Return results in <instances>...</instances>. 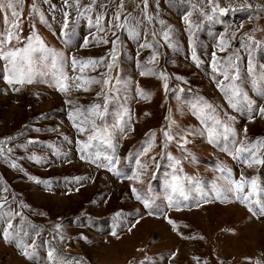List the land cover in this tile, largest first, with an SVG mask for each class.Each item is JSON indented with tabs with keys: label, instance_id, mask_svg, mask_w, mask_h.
I'll return each instance as SVG.
<instances>
[{
	"label": "rangeland",
	"instance_id": "rangeland-1",
	"mask_svg": "<svg viewBox=\"0 0 264 264\" xmlns=\"http://www.w3.org/2000/svg\"><path fill=\"white\" fill-rule=\"evenodd\" d=\"M16 10L18 21L0 10V39L19 25V39L0 51L29 37L38 51L33 82L23 85L4 79L10 65L0 59V264H264V163L248 167V153H236L264 141V0H79V11L74 0H21ZM41 42L62 55L55 69ZM213 54L218 68L229 59L238 66L235 108L218 86L232 82L213 70ZM73 57L103 62L81 73ZM93 104L104 115L90 118L108 129L111 146L93 141L82 159L78 141L88 133L69 113ZM254 151L264 160V144ZM109 156L118 161L112 171ZM218 165L232 179L256 178L253 203L223 191L227 171ZM173 175L187 200L170 187Z\"/></svg>",
	"mask_w": 264,
	"mask_h": 264
},
{
	"label": "snow or ice",
	"instance_id": "snow-or-ice-1",
	"mask_svg": "<svg viewBox=\"0 0 264 264\" xmlns=\"http://www.w3.org/2000/svg\"><path fill=\"white\" fill-rule=\"evenodd\" d=\"M21 2V0H0V10H3L5 8L11 10V16L13 18L14 21H18L20 18V13L16 10L17 5ZM47 2V0H46ZM93 3H95V0H92ZM69 0H65V5L68 6ZM74 3L77 5V10L79 11V0H74ZM145 3V7H147V0H144ZM35 7V6H34ZM89 6V10H90ZM120 7H123V4L121 3ZM215 10V9H214ZM221 13H223L225 11V9H220ZM67 16L68 14L65 13V20L66 23L64 25L65 28H67ZM119 15L117 14L116 19L119 20ZM41 20H43V17L41 16ZM100 22V18H97V23L99 24ZM162 23V22H161ZM19 25L16 22H13L10 27L9 30L7 32V35L5 37H3V39H0V45H7L10 44L11 41L15 38V39H19V36L16 35L12 29L17 28ZM118 27L120 25H117ZM165 38H167V33L164 34ZM29 44L23 48H16L13 50H9V51H0V59H4L5 61H7V63L10 65V67L5 69L6 75L4 77V79L9 83H17V84H25V83H32L33 82V76L36 74L35 73V62L33 60L32 54L36 51H38V49L34 48L32 46V40L33 37H29ZM39 37L35 36V40L39 41ZM105 43H107V41H104ZM113 45H115V42L113 41ZM146 45H142V47H144ZM42 51H46L49 52L52 56V67L55 69L57 66V58L59 59H63L62 55L59 53H56L54 50H50V49H44L43 44L41 42L40 44V49ZM223 50V49H221ZM112 57L113 60L115 59V52L113 51L112 53ZM46 58V57H45ZM153 59H155V57H153ZM236 59H239V56L236 57ZM213 63H212V68L214 71H218V70H222L221 74L224 77L225 81H231L232 83H228L226 86L224 84L223 81L220 82V84L218 85L220 87L221 92H223L225 94V98L229 100V103L232 107H236V103L235 100L237 97L241 96V91L240 88L237 86V84H235V81H238L240 79L239 77V69L238 66L235 65L231 59H229L226 63L224 64H220L219 68H218V64H217V58L216 55L213 54L212 57ZM103 62V58H101L100 61L94 60V59H88L86 61L83 60H77L75 57L72 58L71 63H72V67L73 70L75 71L77 66L80 65V72L83 73L84 68L88 67V66H95L98 63H102ZM112 63L109 62L107 67L110 69L112 67ZM229 69H235V73L236 74H231ZM248 73L249 75H254V68H253V64H252V60L249 59V63H248ZM144 74V73H142ZM62 79L63 80H67L68 77L66 75H64L63 73H61ZM261 80H264V75L260 76ZM74 81H82L83 83L86 84H93V83H100L99 80H96L94 77L93 78H89L87 80H84V78L82 76H77L74 78ZM103 84L104 85H108L109 84V79L105 78L103 80ZM82 86L81 83H76V87L80 88ZM165 87H167V85L165 84ZM17 91L19 89H16ZM58 90L61 92H67L69 90L68 85L66 83H59V87ZM85 91H87L88 89L85 88ZM228 90H231V96L228 95ZM142 95H144L143 93H141ZM105 99V105L107 104V93H105L104 96ZM243 99L247 102V106L249 107V109H251L252 107V101L248 100V97L246 95L243 96ZM68 103H71V101H68ZM193 107H196V105H193ZM205 107L207 108H212V106L210 104H206ZM259 112L262 116H264V108H260ZM103 111H101V105L99 104H93L91 105L88 109L81 111L80 109H76L75 113H69V118L72 119L74 121V127H76L78 129V131L81 134H85L88 133L87 135V141L86 142H80L78 141V143L80 144V150L85 153V156H82V159L87 158V154H88V150L92 147H94L93 145V141H100L103 144H108L109 146H111V134L109 133L108 129L106 127L101 128L100 125H97L96 120L95 119H91L90 117L95 116L98 118H103ZM77 117H84L83 119L80 120L79 124L75 123V120ZM216 124H219L220 121L217 119L215 121ZM84 125H90V128L85 127ZM121 132L124 131L123 128L120 129ZM225 131H232L231 129H225ZM247 130L245 129V132ZM215 132V129H210L209 130V136H210V141L209 142H213V134ZM152 135L154 136L155 133H152ZM164 136L166 137L167 140H171L172 136L165 131L164 132ZM225 140H227V136L224 137ZM259 144H264V141H256L255 143H252L250 147H239L236 149V153L240 154V153H248L247 157L243 158V162L248 166L251 167L253 164H259V163H264V160H261L257 157V153L256 151H254V149L257 148V145ZM150 145L149 147H145L143 149V154H147V152L150 150ZM234 158H241L239 155H237ZM105 159H107L109 161V171H112L114 164L118 163V161L112 157H105ZM177 164L179 163V161L176 162ZM137 164H140V161L137 160ZM218 170L224 172L227 171V176L223 177V179H225L226 183L229 185V187H227L226 189H223L224 192L227 193H231L233 196H235V198L237 200H239L241 203H247V204H251L253 203L252 201V197L257 193L258 189H257V184H256V178L252 177L250 180L246 177H244L243 175L240 176L239 180H235L232 179V173L230 169H224L223 166L218 165ZM134 175H137L134 173ZM77 179H82V178H77ZM170 187L172 188L173 192H179L180 195L187 200L189 197L188 195L185 193V190L183 188V186L179 183V178L175 175H173L171 181L169 182ZM248 187V191L245 192V187ZM215 188V186H214ZM260 191H264V189H260ZM132 192L134 195H136V198L139 200L141 199L140 195L137 194V190L135 188L132 189ZM221 190L217 189L216 190V196L217 198L221 197ZM169 203L170 205L172 204V200L171 198L169 199ZM256 203H259L258 201H256ZM145 206H150L148 204V202L145 200ZM3 205H0V208H2ZM249 211H252V208L249 207ZM255 215V213H253ZM260 214L264 215V205H260ZM171 223V221H170ZM12 225L9 223L8 228H11ZM115 234V233H113ZM10 236V233L8 232V229L6 228L4 230V237L5 239H8ZM25 256H31V254L28 251L24 252ZM49 259H53V253L50 251L48 253Z\"/></svg>",
	"mask_w": 264,
	"mask_h": 264
}]
</instances>
